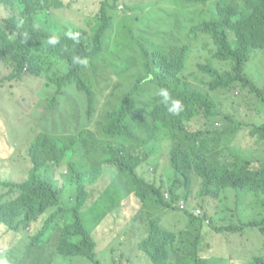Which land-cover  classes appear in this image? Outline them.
Wrapping results in <instances>:
<instances>
[{"label": "trees", "instance_id": "obj_1", "mask_svg": "<svg viewBox=\"0 0 264 264\" xmlns=\"http://www.w3.org/2000/svg\"><path fill=\"white\" fill-rule=\"evenodd\" d=\"M143 1L146 13L157 18L158 26L141 28L140 21L131 20L122 29L123 36L115 40L107 33L119 30L124 20L120 18L116 29L113 28L107 1L101 4L88 29L86 19L75 26L53 16L54 11L65 6L64 0H0V110L4 102V109L19 113L24 107L19 114L33 116L35 111L40 121H52L57 116L62 123L59 129L46 130L34 122L25 130L26 156L30 162L26 178L0 179V260H6L7 264H70L76 257L102 264L94 251L96 244L87 217L95 211L98 225L108 214L103 197L120 195L122 200L121 191H115L116 176L121 178L118 189L186 215L185 226L178 233L150 219L139 250L150 258L151 264H207V259L199 254L201 230L203 223L212 225L214 218L208 209H202L200 202L192 207L190 191L194 180L199 182L196 195L201 197L200 201L204 200L202 197L217 199L228 187L264 196V155L257 154L264 142V116L252 114L248 118L246 131L255 137L258 147L247 155L236 144L238 135L245 130L243 123L224 114L229 123L227 137L222 141V134L213 129L214 118L210 113L216 104L215 96L221 100L230 96L243 99V89L260 98L264 108V89L245 70L252 53L264 52V0H215L209 7L212 18L189 29L174 22V14L157 5L160 0ZM185 1L205 4L209 0ZM171 22L177 31L184 30L185 39L204 34L210 38L205 37L209 45L203 51L209 61H198L191 68L192 73L182 80L185 47L176 48L167 57L157 41L145 39L144 31L153 32L154 27L157 35L165 37ZM70 31L79 33L78 41L66 35ZM52 36L59 38L55 46L47 44ZM99 53H104L103 69L120 76V95L116 105L103 111L106 118L100 134L104 151L97 161H91L79 155L77 149L85 135L79 128L85 126L95 110L96 85L91 76L96 74L93 60ZM75 56L87 57V67L74 63ZM29 75L45 79L41 93L30 94L40 80L31 81ZM42 87H51L53 91L46 93ZM98 87L103 91L102 85ZM161 87L167 88L173 99L182 101L184 108L179 116H171L167 106L160 102L156 92ZM105 89L109 91L108 87ZM236 90L239 91L235 93ZM75 91L78 94L74 98ZM82 96L86 97L87 107L76 116L80 122L70 116L64 121L63 116L73 102ZM15 98L16 105L12 104ZM233 110L235 115L236 107ZM194 120L199 127L192 129ZM10 122L5 120V125ZM161 128L175 138L170 151L158 153L143 147L147 138L156 141L154 132ZM8 133L12 146L15 138L11 131ZM153 159L157 162L152 168V181L137 171ZM165 160L171 168L168 185L159 173ZM104 168L115 170L112 186L105 185L97 198L90 200L92 192L88 187L98 182ZM179 200L182 207L176 205ZM220 222L213 229L227 239L231 221ZM36 223L37 228L28 232ZM239 224L258 227L264 240V217ZM11 232L24 236L21 247L8 244L5 236ZM66 259L70 262L66 263ZM250 259L252 264H264L261 255L233 257L229 262L248 264ZM116 264H121V260Z\"/></svg>", "mask_w": 264, "mask_h": 264}, {"label": "rangeland", "instance_id": "obj_2", "mask_svg": "<svg viewBox=\"0 0 264 264\" xmlns=\"http://www.w3.org/2000/svg\"><path fill=\"white\" fill-rule=\"evenodd\" d=\"M101 1L64 0L65 6L60 10L54 11L53 16L62 22H70L75 26L79 25L78 21L86 19L84 23L86 28L89 29V23H93L92 20L98 12ZM214 1L209 0L205 4H196L185 0H160L157 5L163 8L165 12L173 13V20L180 27L189 29L204 20L212 18L213 14L209 7ZM120 18L124 20L121 24L122 27L114 33H107L115 40H119L123 36L121 34L122 29L128 27L131 20H134L135 23L140 21L141 28L158 26L157 18L151 13H146L145 1L143 0H118L114 29H116V24ZM168 26L170 29L166 32L165 37L157 35L155 33L157 28L154 27L153 32H150V30L144 31L145 39L157 41L164 48V53L167 57L176 48L185 47L184 69L180 75L182 80L192 73L191 68L195 67L198 61H209L203 51L209 45L205 37L209 40L210 38L204 34V36L198 38L186 36L185 39L184 30L177 31L176 26L172 22ZM229 37L232 39L231 33ZM102 54L104 53H99L93 60V70L97 74H92L91 76V81L96 85L95 110L92 113L91 119L85 122V126L79 128V130L83 129L85 131V135L80 139L77 153L91 161H97L104 151L101 145L103 139L100 134L101 125L106 118V113H103V111L116 105V100L120 95L118 82L119 80L121 81V78L118 74L113 75L112 71L103 69L105 59ZM245 70L255 80L256 84L264 89V52L262 50L252 53L250 59L246 62ZM36 79L40 81L38 84L33 85L30 94L42 92L40 87L43 84V79L29 75V80L35 81ZM11 84L16 85L17 83L11 81ZM98 85L103 86V91L100 90ZM105 87H108L109 91H106ZM14 90L18 94V90L16 88ZM42 90L46 93H51L53 88L42 87ZM238 91L236 90L235 93ZM241 91L243 92V99L235 98L234 96L222 100L218 96H215L214 99L216 100V107L220 114H225L243 123L245 130H242L238 135L236 144L246 150V154L249 155V150L258 147V145L255 143V137L250 136L246 131L250 124L248 118L252 114H256L259 117L264 116V108L262 107L261 99H257L255 94L250 93L248 89ZM77 94L78 92L75 91L73 97L75 98ZM63 98L66 99L68 97L63 95ZM16 100L17 98L12 101V104L16 105ZM118 101L119 98L117 103ZM2 104L1 107L3 108L0 110V179L20 181L26 178L30 168V162L26 156L28 138L25 130L27 131L34 122L38 126L42 125L46 130L59 129L62 127V123L57 116L52 121H47V119L40 121L35 111L33 116L21 115L19 113L23 112L24 107L18 113L14 109H4L5 103L2 102ZM86 107V97L76 98L72 108L63 116L64 121L70 116L74 117L76 122H80L76 116L84 112ZM235 107L236 112L233 115ZM38 111H41V107H39ZM8 119L11 122L10 125L6 126L5 120ZM218 123L220 128H224L229 122L219 118ZM63 125V128L68 132V127L65 124ZM79 125H82V123ZM190 127L192 129L199 127L198 121H192ZM79 130L77 131L78 134ZM8 131H11L15 138V144L12 146L11 136ZM154 133L157 134L156 141L155 138H147L144 141V146L142 145L143 141L141 145L153 149L158 153H168L171 149L172 140L175 139L174 136L170 135L168 130L164 128L158 129ZM22 140H25V142L20 144ZM257 154L264 155V142L259 145ZM156 162L157 160L153 159L151 164H143L139 167L137 173H142L145 179L153 181L154 174L152 168ZM114 172V169L104 168L98 182L89 185L88 188L92 192L90 200L96 199L105 185L112 186L111 178H113ZM159 173H161L165 184L168 185L170 183L168 175L171 174V168L166 160ZM113 179L116 184L115 191L116 193L121 191L122 200L120 201V195H116L113 198L109 195L103 197L102 200L106 201L105 209L108 210V214L99 220L98 225L95 223L97 220L95 211L88 214L87 217L90 221L88 228L96 244L94 251L102 264H116L119 260L122 261L121 264H127L129 260H131L130 264H149L145 253L138 250V248L141 238L147 233V227H149L151 222L150 219H154L157 223L172 231H178L185 226L186 215L180 210L161 208L148 199L140 200L133 193L129 194L125 190L118 189V185L121 184L120 177L116 176ZM192 184L193 189L190 191L192 207L198 206L200 202L202 209H208L214 218L212 225L203 223L199 254L206 258L209 264H214V258L218 253L228 254L231 258L248 257L252 253L264 257V240L261 234L258 244L249 248H240L236 242L227 240L224 235L216 233L213 229V225L221 224L220 221L223 219L231 221L234 224H239L240 222L264 217V206L262 205L264 196L253 195L250 192L238 191L228 187L219 198L202 197L204 200L200 201L201 197L196 195V191L200 188L198 180H194ZM180 190H184V188H180ZM37 226L38 223L31 230H28V232H33ZM1 236L4 235L1 234ZM5 237L9 245H14L17 248L21 247L24 242V236L18 232H11ZM75 259L78 260L74 264H94L86 257H76ZM75 259H72L71 262L66 259V263L70 262V264H73L72 261ZM55 260L59 261L60 257L56 256ZM174 262L177 263L176 260ZM234 264H237V262L235 261ZM248 264H252L251 259Z\"/></svg>", "mask_w": 264, "mask_h": 264}, {"label": "clouds", "instance_id": "obj_3", "mask_svg": "<svg viewBox=\"0 0 264 264\" xmlns=\"http://www.w3.org/2000/svg\"><path fill=\"white\" fill-rule=\"evenodd\" d=\"M104 1L108 2L109 12L112 14L111 25L113 26L116 11H117L118 0H102L100 2L97 15L99 14L101 4L104 3ZM66 35L70 39L78 41L79 33H74V32L70 31V32L66 33ZM58 42H59V38L56 36H52L47 40V44L50 46H55L56 44H58ZM73 62L76 64H79V65H83L85 67H87V65H88L87 57L75 56V57H73ZM40 78L45 80L43 77H40ZM156 95L160 98V102L167 106V112L171 116H179L180 113L183 111L184 106H183L182 101L179 99H173L170 96V92L167 88H164V87L158 88ZM216 106H217V104H213L211 111H210V113L212 114V116L214 118V128L213 129H216L217 131H219L222 134V141H224L225 138L227 137V125L224 128H220L219 123H218V119L221 118L225 121H226V119H225L224 114H220V112L217 110ZM220 153H223L222 150ZM165 197H168L167 192H165ZM180 201H182V200L177 201L176 205H178V203ZM230 224H232L230 227V230L226 232V234L228 236L227 240H232V241L236 242L240 248L253 247L259 243L261 231L259 230L258 227L242 226L240 224H234L232 222ZM174 232L178 233V231H174ZM247 232H253V234H254L253 239H249L248 241L246 240V237H247L246 233ZM0 252H1V250H0ZM252 255H255V253L250 254L248 257H242V258H249ZM146 257L148 259L149 264H151L150 258L148 256H146ZM228 257H230L228 254L218 253L214 258V264H220V262H219L220 258H228ZM130 263H131V260H129L127 262V264H130ZM0 264H7V261L6 260H0ZM207 264H209L208 260H207Z\"/></svg>", "mask_w": 264, "mask_h": 264}, {"label": "crops", "instance_id": "obj_4", "mask_svg": "<svg viewBox=\"0 0 264 264\" xmlns=\"http://www.w3.org/2000/svg\"><path fill=\"white\" fill-rule=\"evenodd\" d=\"M253 232H247L246 233V240L248 241L249 239H253ZM139 250V248H138ZM229 260H231V257H228V258H220L219 262L220 264H228ZM139 262V260H138Z\"/></svg>", "mask_w": 264, "mask_h": 264}, {"label": "built area", "instance_id": "obj_5", "mask_svg": "<svg viewBox=\"0 0 264 264\" xmlns=\"http://www.w3.org/2000/svg\"><path fill=\"white\" fill-rule=\"evenodd\" d=\"M178 206H179V207H182V206H183V202L180 201V202L178 203Z\"/></svg>", "mask_w": 264, "mask_h": 264}]
</instances>
